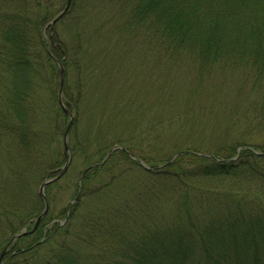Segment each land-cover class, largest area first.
I'll list each match as a JSON object with an SVG mask.
<instances>
[{"label":"trees","instance_id":"trees-1","mask_svg":"<svg viewBox=\"0 0 264 264\" xmlns=\"http://www.w3.org/2000/svg\"><path fill=\"white\" fill-rule=\"evenodd\" d=\"M67 2L0 0V255L67 162L60 64L74 115L69 171L3 264H264V0H72L51 34ZM137 47L159 59L146 98L121 67L105 104L102 52Z\"/></svg>","mask_w":264,"mask_h":264},{"label":"rangeland","instance_id":"rangeland-1","mask_svg":"<svg viewBox=\"0 0 264 264\" xmlns=\"http://www.w3.org/2000/svg\"><path fill=\"white\" fill-rule=\"evenodd\" d=\"M125 49H126V47H125ZM125 49L123 51L122 50H116V51L114 50L113 52L109 53L108 55H105L106 52H102V59L104 61L103 71L97 73L98 76L95 77V79H97L100 75L104 76V74H107L109 72L111 73L110 78H108L106 80L101 78V83L103 85V88L100 89V97L105 102V104H109L110 102L113 103V101L115 100V99H113V97H114L113 94L115 92V89H120L121 84H123L122 81L124 80L125 75H129L131 73H133L135 75L137 74L136 77L134 78L135 80L130 81L133 84H130V83L128 84L129 93H134L135 98H141V97L146 98V97H144L145 95L147 96L145 90H146V88H148V89L150 88V85H148L150 83L149 73L154 74L153 78L157 77V73L159 71V67H158L159 59H158V56H156V54H152L150 52L145 53L143 48L137 47L138 50L137 49L135 50V54L138 56V58H137V56L135 54L133 55L130 48L127 49L126 52L124 53ZM139 60L141 61V63H138ZM154 66L157 67L156 70L152 68ZM160 66L163 68L164 72H165V68H166V74L168 72H171V74H173L172 75L173 77H176L177 73H179V71L177 69L170 68L169 66L166 65V63L160 64ZM121 67H124V71L127 70L125 75H123L119 71V70H122ZM139 69L143 70V73L141 74V76H140V73L138 71ZM183 72H185V71H182V73ZM101 73H104V74H101ZM182 87L183 86H181V89H182ZM144 103H145V105L141 110H139L140 112H143L147 109L148 102H144ZM137 104H139V103H137ZM137 113H139V112H137ZM258 140H260V141L264 140V137H259ZM109 151L110 150H108L103 155V158ZM80 163L82 164L81 161H78L75 163L74 170H80V168H82ZM55 193L57 195L59 193L61 196V195H63L64 191L58 190V192L55 191ZM26 198L27 197H25V199ZM64 201H67V199H65ZM62 205L64 206V204L57 201V208H56L55 212H58L59 210L64 209ZM0 211H3V210H0ZM55 220L62 221V219L58 216H56V218L53 219L54 222H55Z\"/></svg>","mask_w":264,"mask_h":264},{"label":"water","instance_id":"water-1","mask_svg":"<svg viewBox=\"0 0 264 264\" xmlns=\"http://www.w3.org/2000/svg\"><path fill=\"white\" fill-rule=\"evenodd\" d=\"M71 3H72V0H68L65 9H64L60 14H58V15H57V16H56V17H55V18H54V19H53L48 25L51 26L52 28H54V26L59 22L60 19H62V18L64 17V15L66 14V12L69 10V8H70V6H71ZM60 68H61L60 103L63 105V103H62V99H61V96H62V91H63V84H64L65 72H64L62 66H60ZM64 110H65L66 114L70 115V113H69L66 109H64ZM72 125H73V116H71V118H70V122H69V125H68V129H67V131H66V133H65V144H66V152L68 153V161H67V163L64 165V167L61 168V169L58 171L59 174H58L56 177H54V178H48V179H47L46 181H44V183L41 185V187H40V195L43 197V199H44V201H45V209H44V211L42 212V214L39 216V218H37V220H36V224H35L33 230H35V229L37 228L39 222L41 221V219H42L43 217H45V216L47 215L48 210H49V204H48V201H47V198H46V195H45V189H46V187H47L48 185L52 184L53 182L59 180L60 178H62V177L65 175V173L67 172V170L69 169L70 164H71V162H72L71 150H70V148H69L68 145H67L68 135H69V131H70ZM117 149H119V147H115V148H113V149L109 152V154H108L107 158L104 160V162H106L107 159H108V158L113 154V152H114L115 150H117ZM173 160H174V158H173L171 161H173ZM171 161H170V162H171ZM30 232H31V231H28L27 229H24L21 233L15 235V236L13 237L12 241H14V240H16V239H19L20 237L25 236V235L29 234ZM6 249H7V248H6ZM6 249L3 251L2 255L0 256V264H2V259H3V256H4L5 252H6Z\"/></svg>","mask_w":264,"mask_h":264}]
</instances>
